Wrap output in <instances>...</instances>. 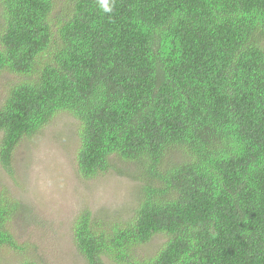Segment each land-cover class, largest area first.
<instances>
[{
    "label": "trees",
    "instance_id": "1",
    "mask_svg": "<svg viewBox=\"0 0 264 264\" xmlns=\"http://www.w3.org/2000/svg\"><path fill=\"white\" fill-rule=\"evenodd\" d=\"M109 3L0 0V262L39 264L1 174L67 113L82 179L139 182L128 217L75 218L87 264H264V0Z\"/></svg>",
    "mask_w": 264,
    "mask_h": 264
},
{
    "label": "rangeland",
    "instance_id": "2",
    "mask_svg": "<svg viewBox=\"0 0 264 264\" xmlns=\"http://www.w3.org/2000/svg\"><path fill=\"white\" fill-rule=\"evenodd\" d=\"M10 80L6 78L5 82ZM0 78V99L4 93ZM77 121L60 113L35 138L23 141L16 153L14 177H1L15 196L30 209L31 218L17 227L19 241L39 264H87L77 251L72 235L75 218L89 209L106 220L128 217L136 205L139 182L126 167L91 180L80 177L76 166ZM155 237L138 253L153 254L163 244ZM0 264H15L11 257ZM107 264H113L107 261Z\"/></svg>",
    "mask_w": 264,
    "mask_h": 264
},
{
    "label": "clouds",
    "instance_id": "3",
    "mask_svg": "<svg viewBox=\"0 0 264 264\" xmlns=\"http://www.w3.org/2000/svg\"><path fill=\"white\" fill-rule=\"evenodd\" d=\"M100 6L105 13H111L113 5L109 3V0H100Z\"/></svg>",
    "mask_w": 264,
    "mask_h": 264
}]
</instances>
